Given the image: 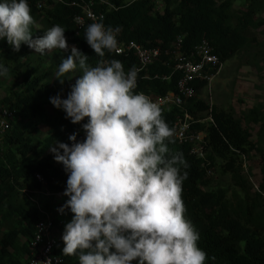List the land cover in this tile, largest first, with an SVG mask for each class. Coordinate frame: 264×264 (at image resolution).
<instances>
[{
    "label": "trees",
    "instance_id": "16d2710c",
    "mask_svg": "<svg viewBox=\"0 0 264 264\" xmlns=\"http://www.w3.org/2000/svg\"><path fill=\"white\" fill-rule=\"evenodd\" d=\"M161 1L162 11L157 10L151 0H110L113 8H102L103 23L106 27H119L118 37L125 43L134 41L146 48L164 50L173 44L177 35H183V49L187 50L206 38L214 53L224 62L238 52L244 41L242 30L252 22L255 13L249 6L240 16L235 15L230 0ZM28 3L34 21L41 19L47 29L56 24L64 27L68 42L89 57L90 65L101 59H119L125 71L134 66L135 58L131 52L116 54L106 51L103 58L94 53L84 38L85 30L73 22V17L80 12L79 0H63L62 3L28 0ZM30 62L34 65L31 75L24 69L31 65ZM0 63L9 69L14 85L7 96L0 98V104L15 110V117L1 143L0 227L3 229L0 231V264H27L36 221L44 215L41 209L53 213L58 208L52 209L48 202L45 208H40L27 198L20 199V193L24 189H42L35 174L43 178L49 192H64L67 173L63 165L54 160L48 147L55 146L56 142L71 144L68 137L74 132L77 140L82 141L85 132L81 125L87 122V118L73 124L62 109L50 103L49 98L57 94L66 98L75 82L51 83L49 70L40 68L44 66L43 60L34 57V49L22 44L19 51H13L6 40H0ZM147 70L150 79L143 80V72L139 73L136 91L150 90L163 95L175 90L177 74L171 68L154 61ZM156 73L171 74V80L166 82L153 77ZM186 110L193 117L189 121L190 132H204V159L190 153V145L179 144L173 137L166 143L169 154H182L187 164L183 169L187 172V179L182 186V199L187 209L185 216L199 233L198 246L208 257L205 264H264V155L259 168L261 178L255 190L242 174L240 156L246 155L253 145L250 132L241 121L231 111L209 107L197 98L189 100ZM181 115L176 108L164 110V119L170 127ZM204 118L209 119L201 122ZM38 125L48 128L47 135L41 140L33 137ZM215 160L220 161L219 172L229 174L237 190L228 194L225 188L206 189L210 186V176L205 169L213 170ZM62 214L70 219L73 215L67 208ZM63 229L64 226L60 228ZM63 247L64 243L59 240L53 252L60 256L62 264H79L78 256L62 254ZM132 264L138 262L134 260Z\"/></svg>",
    "mask_w": 264,
    "mask_h": 264
},
{
    "label": "clouds",
    "instance_id": "9594fccd",
    "mask_svg": "<svg viewBox=\"0 0 264 264\" xmlns=\"http://www.w3.org/2000/svg\"><path fill=\"white\" fill-rule=\"evenodd\" d=\"M82 1L87 2L79 0L80 12L73 22L85 30L87 44L103 58L106 51L112 53L119 45L120 28L106 27L103 23L102 8L110 10L113 4L110 0L103 4L97 1L91 11L103 16L99 20L93 18L95 22L85 27L75 22L77 16L83 15ZM161 4L163 8L162 1ZM31 11L28 0H0V40H6L13 51H19L22 44L40 55L55 49L68 51L65 28L59 24L33 38ZM88 61L85 53L71 46L55 77L63 84L66 76L71 78L77 71L82 75L71 85L66 98L59 94L49 98L71 123L79 124L87 118L81 125L85 132L82 141L77 140L74 132L68 137L71 144L56 142L48 147L67 173L63 195L68 199L58 211L63 213L67 208L73 214L62 225V254L78 256L79 264H132L134 260L138 264H205L208 257L198 246L199 233L185 216L182 186L187 179V172L183 171L187 164L182 154L170 155L166 143L173 137L179 144L190 145V153L204 159V132H190L189 127V133H203L199 149L194 148L195 143L179 142L174 137V128L164 119L162 106L144 94L152 91H136L138 69L133 66L125 71L119 59H101L95 65ZM219 61L220 68L211 80L225 62ZM165 66L173 70L172 66ZM147 69L148 66V79L142 78L141 72L145 81L150 79ZM8 75L9 69L0 63V76ZM164 75H170L168 81L171 80V74L156 73L153 77L168 82L161 78ZM210 81H197L191 98L199 99L197 93L209 89ZM201 82L204 83L198 89ZM180 111L182 115L177 119L184 114ZM244 157L241 154L243 168ZM205 170L208 176L212 175L213 170ZM255 186L252 185L253 189ZM62 226L55 230L56 236Z\"/></svg>",
    "mask_w": 264,
    "mask_h": 264
},
{
    "label": "rangeland",
    "instance_id": "374dc122",
    "mask_svg": "<svg viewBox=\"0 0 264 264\" xmlns=\"http://www.w3.org/2000/svg\"><path fill=\"white\" fill-rule=\"evenodd\" d=\"M216 1L220 2L222 0ZM230 1L232 4L231 11L238 16L249 6H252L255 10L252 22L248 23L242 30L244 41L238 52L223 63L217 76L210 81V88L198 92L197 97L207 104L231 111L233 116L239 119L250 132V141L253 148L244 157L243 164L245 167H242V174L247 178L250 185H257L261 178L259 172L261 157L264 155V0ZM36 20L32 25L33 38L42 36L48 30L41 19ZM66 40L70 49L71 44L68 42L67 37ZM69 54V50L55 49L40 56L39 53L34 51V57L43 60L44 66H40V68H48L51 83L53 81L60 83L55 77V73L62 57L66 58ZM30 64L24 69H26V73L31 75L30 70L34 65L31 62ZM80 75L81 72L77 71L71 75V79L66 76L64 83L75 82ZM12 82L11 74L7 77L0 76V98L7 96L10 89L14 88ZM205 120L208 119L204 118L203 122ZM47 133L48 128L45 125H38L33 137L41 140ZM218 164H220V161L215 160V167L210 176V186L206 189L225 188L228 190V194L232 190H237L230 175L219 172ZM41 184L42 189L37 191L22 190L19 198H27L40 208H45V203L48 202L52 209H59L61 204L68 199L67 196L63 195V192H49L44 181ZM41 211L43 210L41 209ZM64 218L66 223L71 220L66 216ZM2 229L0 227V231ZM63 231L64 229L58 232V241L62 240Z\"/></svg>",
    "mask_w": 264,
    "mask_h": 264
},
{
    "label": "built area",
    "instance_id": "2783aa9c",
    "mask_svg": "<svg viewBox=\"0 0 264 264\" xmlns=\"http://www.w3.org/2000/svg\"><path fill=\"white\" fill-rule=\"evenodd\" d=\"M97 1L103 4L107 3L108 0L82 1L83 15L75 18L78 26L87 27L88 24L95 22L93 18L99 20L103 16L101 13L94 14L91 11V7ZM153 1L157 9L162 8L160 0ZM118 41L119 45L114 53L126 54L127 52H131L135 58L134 67L138 69V74L144 72L142 78L148 79L149 76L146 73V68L153 61H159L162 64L172 66L173 70L178 72V76L175 79V91L167 92L163 95H155L152 92L143 93L148 95L154 102L160 104L164 110L173 107L183 110V116L178 118L173 124L175 130L174 137L179 142L195 143L194 148H201L199 144L202 141L203 133L188 132L190 127L189 121L192 120V117L186 112L185 104L189 98L195 95V83L202 80L209 82L220 68L221 63L218 56L214 53L210 42L206 38H202L189 49L184 50L183 36L178 35L169 48L161 50L159 48H146L134 41L128 43L120 39ZM161 78L168 81L170 75H164ZM14 117V109L0 104V155L3 152L1 143ZM35 178L43 183V178L39 174H35ZM255 189H257L256 186ZM42 213L44 215L35 224V231L30 242V259L27 264H48V261H51V264H62L60 256L53 252L58 244L55 230L64 225V216L57 210L53 213L45 211H42Z\"/></svg>",
    "mask_w": 264,
    "mask_h": 264
},
{
    "label": "crops",
    "instance_id": "0c3cea01",
    "mask_svg": "<svg viewBox=\"0 0 264 264\" xmlns=\"http://www.w3.org/2000/svg\"><path fill=\"white\" fill-rule=\"evenodd\" d=\"M58 232H60V230Z\"/></svg>",
    "mask_w": 264,
    "mask_h": 264
}]
</instances>
